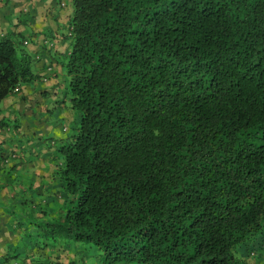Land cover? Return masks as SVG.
I'll list each match as a JSON object with an SVG mask.
<instances>
[{"label": "trees", "instance_id": "trees-1", "mask_svg": "<svg viewBox=\"0 0 264 264\" xmlns=\"http://www.w3.org/2000/svg\"><path fill=\"white\" fill-rule=\"evenodd\" d=\"M70 2L74 125L35 244L88 243L99 264H260L264 0ZM37 77L1 38L0 102Z\"/></svg>", "mask_w": 264, "mask_h": 264}, {"label": "crops", "instance_id": "crops-1", "mask_svg": "<svg viewBox=\"0 0 264 264\" xmlns=\"http://www.w3.org/2000/svg\"><path fill=\"white\" fill-rule=\"evenodd\" d=\"M53 3L0 0V39L7 37L24 46L38 76L0 102V264H64L60 254L66 255V264H79L68 251L41 250L33 240L34 222L43 210L51 211L62 194L55 148L68 128L57 126L56 133L62 135L53 139L51 127L44 123L56 107L72 117L62 74L70 48L65 30L72 7L61 3L55 9ZM20 221H29L30 226ZM259 263L264 264V257Z\"/></svg>", "mask_w": 264, "mask_h": 264}, {"label": "rangeland", "instance_id": "rangeland-1", "mask_svg": "<svg viewBox=\"0 0 264 264\" xmlns=\"http://www.w3.org/2000/svg\"><path fill=\"white\" fill-rule=\"evenodd\" d=\"M61 3L66 4L69 8L71 7L70 0H54L53 6L55 7V9H58ZM32 69H33V66H32ZM62 74L64 75L63 82H65V80H66V85H67L68 78H67L65 69H64V71H62ZM63 94L64 93H61L60 98H62ZM62 100L64 101L63 98H62ZM65 102H66V104H68V102L66 100H65ZM69 110H70V108H69ZM61 112H62V108L56 107V112H54L53 115H48L50 117L48 119H46L45 123H44V124H47L51 127L52 131L50 133V137L53 139L56 138L60 134L62 135V133H60V132L56 133L55 129L57 126L59 127V129H60V127H67L68 128L67 132L64 133L65 134L64 136H66L72 130V127L74 125V122L72 121L71 115L68 117L67 113H66V115H64ZM47 143H50V141L48 140ZM31 222H33V221H31ZM35 222H38V221H35ZM20 223H24L27 227L30 226L29 221H20ZM35 229H33V234H36V233L39 234L41 232V229L39 230L38 227H36V225H35ZM33 240H34V243H37L36 235L33 237ZM88 245H90V244L81 243V242L76 243V244L75 243H68V244L62 243L60 245L62 248H60V249L63 250V252L68 251L69 255L73 254L72 256H73V259L76 261V263L79 262V264H80L82 262V260L85 259L86 264H99L98 262H96V259H94V258H86L89 255H93L95 253V251H93L92 248H89ZM60 246H57L54 249H57ZM58 254H60V253H58ZM60 256H61L60 257L61 261H64V264H66V262H65L67 260L66 255L63 256L62 254H60ZM91 262H93V263H91ZM247 262H248V264H254L253 259H250Z\"/></svg>", "mask_w": 264, "mask_h": 264}, {"label": "clouds", "instance_id": "clouds-1", "mask_svg": "<svg viewBox=\"0 0 264 264\" xmlns=\"http://www.w3.org/2000/svg\"><path fill=\"white\" fill-rule=\"evenodd\" d=\"M17 89H18V87H17ZM252 256H253V253L250 254V257H251V258H253ZM247 260H248V259H247Z\"/></svg>", "mask_w": 264, "mask_h": 264}, {"label": "built area", "instance_id": "built-area-1", "mask_svg": "<svg viewBox=\"0 0 264 264\" xmlns=\"http://www.w3.org/2000/svg\"><path fill=\"white\" fill-rule=\"evenodd\" d=\"M24 43H26V42H24ZM15 91H17V88H15V90L13 92H15Z\"/></svg>", "mask_w": 264, "mask_h": 264}]
</instances>
